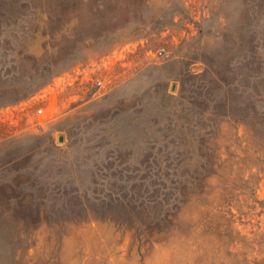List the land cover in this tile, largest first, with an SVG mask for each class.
Masks as SVG:
<instances>
[{
    "label": "rangeland",
    "instance_id": "1",
    "mask_svg": "<svg viewBox=\"0 0 264 264\" xmlns=\"http://www.w3.org/2000/svg\"><path fill=\"white\" fill-rule=\"evenodd\" d=\"M0 264H264V0H0Z\"/></svg>",
    "mask_w": 264,
    "mask_h": 264
},
{
    "label": "built area",
    "instance_id": "2",
    "mask_svg": "<svg viewBox=\"0 0 264 264\" xmlns=\"http://www.w3.org/2000/svg\"><path fill=\"white\" fill-rule=\"evenodd\" d=\"M156 52H157L158 55H161L163 53V49L160 48Z\"/></svg>",
    "mask_w": 264,
    "mask_h": 264
},
{
    "label": "water",
    "instance_id": "3",
    "mask_svg": "<svg viewBox=\"0 0 264 264\" xmlns=\"http://www.w3.org/2000/svg\"><path fill=\"white\" fill-rule=\"evenodd\" d=\"M61 139V138H60Z\"/></svg>",
    "mask_w": 264,
    "mask_h": 264
}]
</instances>
